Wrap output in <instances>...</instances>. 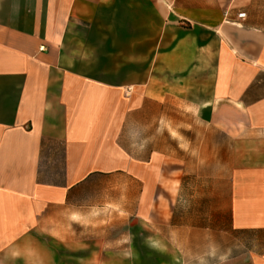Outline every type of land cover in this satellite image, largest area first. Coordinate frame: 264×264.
Listing matches in <instances>:
<instances>
[{"label":"crops","instance_id":"1","mask_svg":"<svg viewBox=\"0 0 264 264\" xmlns=\"http://www.w3.org/2000/svg\"><path fill=\"white\" fill-rule=\"evenodd\" d=\"M186 117L228 138L223 172L186 153L201 147ZM163 178H180L178 201L182 178H230L223 238L157 219ZM106 216L127 219V244L103 236ZM10 261L264 264V0H0Z\"/></svg>","mask_w":264,"mask_h":264},{"label":"rangeland","instance_id":"2","mask_svg":"<svg viewBox=\"0 0 264 264\" xmlns=\"http://www.w3.org/2000/svg\"><path fill=\"white\" fill-rule=\"evenodd\" d=\"M187 116V114H186ZM184 126L189 130L193 128L197 129L195 135L190 133L186 137H192L196 139V147L199 146L200 150L186 151L189 157L198 158L201 164L202 174L223 172L224 159L226 158V152L224 147L230 144L228 138L214 131V128L207 119H193L186 117L184 120ZM122 143L128 147L130 139L134 138V133L130 130V127H125L124 134L122 135ZM187 139V138H186ZM211 144L214 147L208 149ZM215 162V163H214ZM180 178H163L162 185L160 186L159 196L156 204V217L157 219L163 218V212L172 213V223H179L184 227L190 225L200 226L201 229L210 226L216 228L217 231H195L189 232L185 230L184 235L186 238L204 239V238H223V234L219 232L224 224L227 222V206L229 195V179L230 178H182V195L181 201L176 199V186L177 180ZM162 214V215H159ZM106 224L114 225L113 229L106 228L103 232V236L106 239H113L120 237L121 244H127L128 240V222L127 219H112V217L106 216ZM82 232V233H81ZM79 237L86 239L91 236L87 231H81ZM166 237L175 238V235L171 231H165ZM126 241V243L123 242ZM116 245V244H115ZM120 249H123L122 247ZM126 249V248H125ZM193 249V248H188ZM65 251L60 252V258L65 257ZM76 254V253H74ZM4 264H33L23 262H6ZM36 264H48V263H36ZM57 264H79L75 262H61ZM116 264H127L124 262Z\"/></svg>","mask_w":264,"mask_h":264},{"label":"built area","instance_id":"3","mask_svg":"<svg viewBox=\"0 0 264 264\" xmlns=\"http://www.w3.org/2000/svg\"><path fill=\"white\" fill-rule=\"evenodd\" d=\"M237 16L240 19H244L245 18V13H239Z\"/></svg>","mask_w":264,"mask_h":264}]
</instances>
